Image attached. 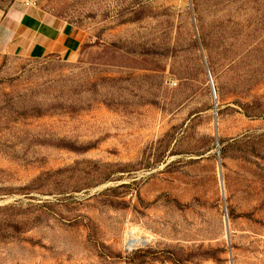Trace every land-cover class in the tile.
<instances>
[{"label": "rangeland", "instance_id": "1", "mask_svg": "<svg viewBox=\"0 0 264 264\" xmlns=\"http://www.w3.org/2000/svg\"><path fill=\"white\" fill-rule=\"evenodd\" d=\"M32 3L80 45L0 54V264H264V0Z\"/></svg>", "mask_w": 264, "mask_h": 264}, {"label": "crops", "instance_id": "2", "mask_svg": "<svg viewBox=\"0 0 264 264\" xmlns=\"http://www.w3.org/2000/svg\"><path fill=\"white\" fill-rule=\"evenodd\" d=\"M33 3L24 0L5 11L0 9V54L45 56L74 52L80 45L76 33L57 25Z\"/></svg>", "mask_w": 264, "mask_h": 264}, {"label": "water", "instance_id": "3", "mask_svg": "<svg viewBox=\"0 0 264 264\" xmlns=\"http://www.w3.org/2000/svg\"><path fill=\"white\" fill-rule=\"evenodd\" d=\"M210 82H211V85H212V88H213V90H214V86H213V82H212V79L210 78Z\"/></svg>", "mask_w": 264, "mask_h": 264}, {"label": "built area", "instance_id": "4", "mask_svg": "<svg viewBox=\"0 0 264 264\" xmlns=\"http://www.w3.org/2000/svg\"><path fill=\"white\" fill-rule=\"evenodd\" d=\"M26 4H28V5H29V4H30V2H26Z\"/></svg>", "mask_w": 264, "mask_h": 264}, {"label": "trees", "instance_id": "5", "mask_svg": "<svg viewBox=\"0 0 264 264\" xmlns=\"http://www.w3.org/2000/svg\"><path fill=\"white\" fill-rule=\"evenodd\" d=\"M197 47V45H195Z\"/></svg>", "mask_w": 264, "mask_h": 264}]
</instances>
